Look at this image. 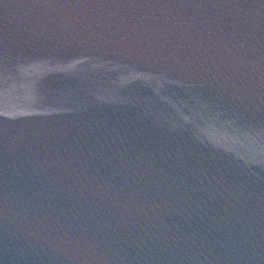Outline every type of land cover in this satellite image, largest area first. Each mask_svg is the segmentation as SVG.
I'll use <instances>...</instances> for the list:
<instances>
[{
  "label": "water",
  "instance_id": "1",
  "mask_svg": "<svg viewBox=\"0 0 264 264\" xmlns=\"http://www.w3.org/2000/svg\"><path fill=\"white\" fill-rule=\"evenodd\" d=\"M0 264H264V0H0Z\"/></svg>",
  "mask_w": 264,
  "mask_h": 264
}]
</instances>
